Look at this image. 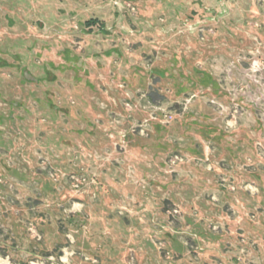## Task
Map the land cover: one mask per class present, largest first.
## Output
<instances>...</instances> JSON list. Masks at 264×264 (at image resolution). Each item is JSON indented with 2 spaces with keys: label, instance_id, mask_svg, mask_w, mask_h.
<instances>
[{
  "label": "rangeland",
  "instance_id": "rangeland-1",
  "mask_svg": "<svg viewBox=\"0 0 264 264\" xmlns=\"http://www.w3.org/2000/svg\"><path fill=\"white\" fill-rule=\"evenodd\" d=\"M0 264H264V0H0Z\"/></svg>",
  "mask_w": 264,
  "mask_h": 264
},
{
  "label": "trees",
  "instance_id": "trees-1",
  "mask_svg": "<svg viewBox=\"0 0 264 264\" xmlns=\"http://www.w3.org/2000/svg\"><path fill=\"white\" fill-rule=\"evenodd\" d=\"M91 23V22H90Z\"/></svg>",
  "mask_w": 264,
  "mask_h": 264
}]
</instances>
